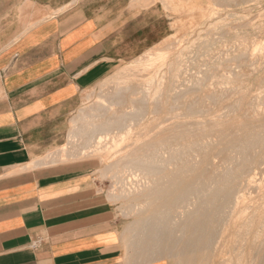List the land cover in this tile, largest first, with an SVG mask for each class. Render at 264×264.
<instances>
[{
    "label": "crops",
    "instance_id": "0c3cea01",
    "mask_svg": "<svg viewBox=\"0 0 264 264\" xmlns=\"http://www.w3.org/2000/svg\"><path fill=\"white\" fill-rule=\"evenodd\" d=\"M67 4L0 0V264H126L119 219L86 182L22 169L57 143L81 93L140 51V12L57 11Z\"/></svg>",
    "mask_w": 264,
    "mask_h": 264
},
{
    "label": "rangeland",
    "instance_id": "374dc122",
    "mask_svg": "<svg viewBox=\"0 0 264 264\" xmlns=\"http://www.w3.org/2000/svg\"><path fill=\"white\" fill-rule=\"evenodd\" d=\"M45 1L55 5L68 0ZM77 1L69 0V4L57 11L72 7ZM94 1L109 2L111 6L125 3L126 8L141 13L139 30L134 31L135 37L142 39L140 51L134 57L121 60L118 68L102 82L84 90L57 143L22 169L86 182L91 189L92 203H103L110 217L119 219L126 264H169L165 259L143 263L130 259L126 226L133 220L134 216L127 215L135 202L117 198L120 189L115 188L113 175L105 170L114 161L109 156L123 145L121 130L113 129L114 138L96 147L94 143L84 145L79 133L90 130L91 123L100 119L102 113L123 107L122 102L112 98L117 89L135 88L143 79L144 91L152 97L150 100L164 99L166 107L142 113L145 115L140 125L131 119L136 108L126 107L128 118L122 131L128 127L140 132L146 118L155 117L156 122L163 121L160 130L219 131L251 118L245 114L250 107L263 111L264 0ZM189 105H196L198 111L188 113ZM217 139L215 134L212 141ZM59 153L65 159L58 157Z\"/></svg>",
    "mask_w": 264,
    "mask_h": 264
},
{
    "label": "bare ground",
    "instance_id": "6f19581e",
    "mask_svg": "<svg viewBox=\"0 0 264 264\" xmlns=\"http://www.w3.org/2000/svg\"><path fill=\"white\" fill-rule=\"evenodd\" d=\"M144 85L143 79L135 88L117 89L112 98L123 107L102 113L92 130L79 133L93 147L112 140L115 128L123 134L104 169L120 189L117 198L135 202L126 226L130 259L264 264V109L250 107L245 114L251 118L219 131L160 130L163 121L156 117L146 118L140 132L122 131L126 107L136 108L130 115L136 123L142 113L166 107L164 99L151 101ZM187 109L198 111L196 105Z\"/></svg>",
    "mask_w": 264,
    "mask_h": 264
}]
</instances>
